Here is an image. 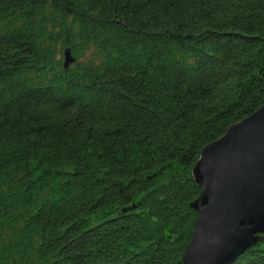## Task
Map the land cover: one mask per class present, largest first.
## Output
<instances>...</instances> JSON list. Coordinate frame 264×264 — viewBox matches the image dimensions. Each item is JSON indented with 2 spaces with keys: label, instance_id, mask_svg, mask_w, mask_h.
Segmentation results:
<instances>
[{
  "label": "trees",
  "instance_id": "trees-1",
  "mask_svg": "<svg viewBox=\"0 0 264 264\" xmlns=\"http://www.w3.org/2000/svg\"><path fill=\"white\" fill-rule=\"evenodd\" d=\"M263 105L264 0H0V264H181L192 168Z\"/></svg>",
  "mask_w": 264,
  "mask_h": 264
},
{
  "label": "water",
  "instance_id": "water-1",
  "mask_svg": "<svg viewBox=\"0 0 264 264\" xmlns=\"http://www.w3.org/2000/svg\"><path fill=\"white\" fill-rule=\"evenodd\" d=\"M191 176L201 192L181 264H233L264 234V105L206 145Z\"/></svg>",
  "mask_w": 264,
  "mask_h": 264
},
{
  "label": "bare ground",
  "instance_id": "bare-ground-1",
  "mask_svg": "<svg viewBox=\"0 0 264 264\" xmlns=\"http://www.w3.org/2000/svg\"><path fill=\"white\" fill-rule=\"evenodd\" d=\"M264 234H262L261 236H263ZM182 261V260H181Z\"/></svg>",
  "mask_w": 264,
  "mask_h": 264
},
{
  "label": "rangeland",
  "instance_id": "rangeland-1",
  "mask_svg": "<svg viewBox=\"0 0 264 264\" xmlns=\"http://www.w3.org/2000/svg\"><path fill=\"white\" fill-rule=\"evenodd\" d=\"M209 144H211V143H209ZM209 144H207V145H209Z\"/></svg>",
  "mask_w": 264,
  "mask_h": 264
}]
</instances>
